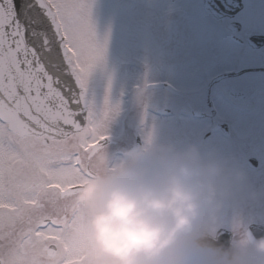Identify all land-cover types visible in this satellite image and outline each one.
I'll use <instances>...</instances> for the list:
<instances>
[{"label": "snow or ice", "instance_id": "obj_1", "mask_svg": "<svg viewBox=\"0 0 264 264\" xmlns=\"http://www.w3.org/2000/svg\"><path fill=\"white\" fill-rule=\"evenodd\" d=\"M94 2L0 0V264H83V211L49 209L106 162L108 125L120 110L110 72L102 102L92 87L109 42ZM147 87L145 78L138 100ZM152 137L148 127L143 141Z\"/></svg>", "mask_w": 264, "mask_h": 264}, {"label": "flooded vegetation", "instance_id": "obj_2", "mask_svg": "<svg viewBox=\"0 0 264 264\" xmlns=\"http://www.w3.org/2000/svg\"><path fill=\"white\" fill-rule=\"evenodd\" d=\"M127 2L122 10L113 5L114 18L124 16L112 27L119 40L126 37L112 53L113 84L130 89L125 121L107 129L108 158L140 145L148 127L157 143L195 146L245 177L225 200L221 225L231 223L233 206L253 214L264 232V0H209L207 8L202 0H149L137 15L134 0ZM219 7H228L224 15ZM145 78L149 87L138 100ZM161 84L174 90L152 87ZM142 108L143 125L136 126L132 118ZM159 108H170V116L156 115ZM232 194L238 199L230 207Z\"/></svg>", "mask_w": 264, "mask_h": 264}, {"label": "clouds", "instance_id": "obj_3", "mask_svg": "<svg viewBox=\"0 0 264 264\" xmlns=\"http://www.w3.org/2000/svg\"><path fill=\"white\" fill-rule=\"evenodd\" d=\"M195 146L177 150L152 137L121 159L94 162L74 195L49 211L84 213L83 264H264V236L236 217L229 246H216L225 200L244 181Z\"/></svg>", "mask_w": 264, "mask_h": 264}, {"label": "rangeland", "instance_id": "obj_4", "mask_svg": "<svg viewBox=\"0 0 264 264\" xmlns=\"http://www.w3.org/2000/svg\"><path fill=\"white\" fill-rule=\"evenodd\" d=\"M146 1H149V0H136L137 4L138 3L139 4H145ZM94 6H96V9H94ZM94 6H93V19L96 23L98 34L103 36V34L106 30L109 31L110 24H111V22H113V18H114L113 4H112L111 0H95ZM139 13H140V10L136 7V11H134V15H137ZM125 14H127V13H125ZM122 16H124V10L121 13L116 14L114 19L116 20L117 23L119 21V18ZM110 30H111V32L109 33V42H108L107 53H106V57H105V70H104V72H101V70L97 69V71L93 74V79H92L93 81H95L93 83H98V85H96V89L92 86L94 91H95L96 99L98 102H101V100L103 99V85H104V82L106 79V73L110 72L112 74L113 66L118 65V60L114 62V58H113L112 54H109V51H111L112 53H115V50H116L117 46L119 45V43L125 41V39H126V37H124V39H122V40L118 39V37L116 35V31L112 27V24H111ZM115 89H117L119 92L121 91V93H120L121 95L123 93H126V91L128 90V89H125V87H121V86L118 88H112L110 96H115L114 94L117 91ZM169 95H171V94H169ZM119 104H120V106H122V108H120L118 114L113 118L115 121L117 118H120L122 116V114L124 113L123 105H121L122 103L120 102ZM140 115H146L145 108H142ZM222 115H223V113H222ZM139 119H141V117L140 118H138L137 116L133 117L132 123L137 125V122ZM109 125H110V123H109ZM141 125H143V123H141ZM237 199H238V197H235V195L232 194L231 199H229L231 202L230 207L232 206L233 202L236 201ZM250 216H253V214H251ZM231 217H238V211L234 210L232 207H231V211H230V219H231V223H232L233 219ZM231 223L225 222L224 224L227 227ZM221 224H222V222H221ZM244 224H246V222Z\"/></svg>", "mask_w": 264, "mask_h": 264}, {"label": "water", "instance_id": "obj_5", "mask_svg": "<svg viewBox=\"0 0 264 264\" xmlns=\"http://www.w3.org/2000/svg\"><path fill=\"white\" fill-rule=\"evenodd\" d=\"M261 228L255 229V234L254 236L259 237L261 235ZM229 233L225 232L223 230H218L217 232V239L213 241V243L216 246H223L224 248H227L229 246Z\"/></svg>", "mask_w": 264, "mask_h": 264}]
</instances>
